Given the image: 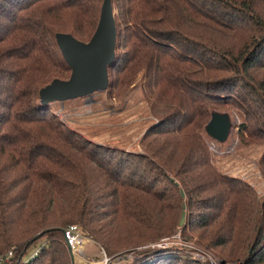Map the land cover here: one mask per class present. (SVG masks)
Returning a JSON list of instances; mask_svg holds the SVG:
<instances>
[{
    "label": "trees",
    "instance_id": "1",
    "mask_svg": "<svg viewBox=\"0 0 264 264\" xmlns=\"http://www.w3.org/2000/svg\"><path fill=\"white\" fill-rule=\"evenodd\" d=\"M102 1L0 0L3 264H74L73 224L109 256L179 231L219 259L264 264V0H111L106 93L122 100L139 79L156 119L135 152L93 143L39 104L41 88L70 75L55 34L88 42ZM224 107L242 118L239 144L261 148L262 194L216 166L204 127ZM153 249L132 264H195Z\"/></svg>",
    "mask_w": 264,
    "mask_h": 264
},
{
    "label": "rangeland",
    "instance_id": "2",
    "mask_svg": "<svg viewBox=\"0 0 264 264\" xmlns=\"http://www.w3.org/2000/svg\"><path fill=\"white\" fill-rule=\"evenodd\" d=\"M49 107L69 128L79 132L93 143L131 152L140 150V138L146 128L156 121L149 111L139 79L122 100L114 95L108 96L105 91L90 98L54 103ZM213 112L227 113L232 124L230 136L224 144L219 145L209 140L210 150L218 155L216 166L221 172L241 175L250 180L257 192L262 194L263 186L254 168L261 148H245L239 144L236 131L242 118L236 110L224 107L217 108ZM70 226L78 227L82 239L79 253L70 251V254L74 255V264H100L104 260H108L107 264H132L145 259L143 253L153 247L160 250L171 249L178 258L195 264H242L241 260L229 262L219 259L211 251L184 240L179 231L161 239L157 245L154 242L137 245L135 248L130 247L109 256L85 236L80 226L75 224ZM45 241L46 238H43L31 245L27 251L29 256L32 254L37 256L41 252L38 245ZM152 258L146 259L144 264H149Z\"/></svg>",
    "mask_w": 264,
    "mask_h": 264
},
{
    "label": "water",
    "instance_id": "3",
    "mask_svg": "<svg viewBox=\"0 0 264 264\" xmlns=\"http://www.w3.org/2000/svg\"><path fill=\"white\" fill-rule=\"evenodd\" d=\"M55 40L70 75L66 80L54 79L41 88L38 91L39 104L50 106L105 92L108 86L107 67L115 57L116 27L111 0L102 1L96 29L88 42H81L68 33L55 34ZM231 130L227 113L212 112L204 127L205 135L217 144H224ZM184 217L182 212L179 227L183 226Z\"/></svg>",
    "mask_w": 264,
    "mask_h": 264
},
{
    "label": "built area",
    "instance_id": "4",
    "mask_svg": "<svg viewBox=\"0 0 264 264\" xmlns=\"http://www.w3.org/2000/svg\"><path fill=\"white\" fill-rule=\"evenodd\" d=\"M63 234H64L66 246L68 247V249L70 251H73L75 254H78L81 243H82L81 233H79L78 227L77 226H69L68 228H66L64 230ZM12 255H13L12 251H9L5 254H0V264H3L5 262L9 261L11 259ZM35 257L36 256L34 254L29 256V258L31 260L34 259ZM73 258H74V255H73ZM107 263H108V260H104L100 264H107Z\"/></svg>",
    "mask_w": 264,
    "mask_h": 264
}]
</instances>
